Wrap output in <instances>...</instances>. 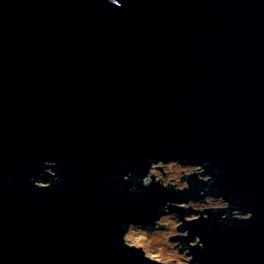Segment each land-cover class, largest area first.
<instances>
[{
  "label": "water",
  "instance_id": "obj_1",
  "mask_svg": "<svg viewBox=\"0 0 264 264\" xmlns=\"http://www.w3.org/2000/svg\"><path fill=\"white\" fill-rule=\"evenodd\" d=\"M118 2L0 0V264H148L127 225L201 191L253 218L185 223L193 264H264V0ZM161 159L213 181L144 189Z\"/></svg>",
  "mask_w": 264,
  "mask_h": 264
},
{
  "label": "clouds",
  "instance_id": "obj_2",
  "mask_svg": "<svg viewBox=\"0 0 264 264\" xmlns=\"http://www.w3.org/2000/svg\"><path fill=\"white\" fill-rule=\"evenodd\" d=\"M115 7H123L118 0H108ZM150 166L142 178V187L150 188L154 183L163 190H173L176 193H183L190 190L188 179L195 176L201 183L209 184L213 181L211 175L205 174L206 170L199 164H184L179 160H156L150 161ZM57 168L55 161L46 160L43 162L42 176L51 177V180H37L29 178V182L38 190H49L54 182L59 181V175L54 169ZM124 183H129L130 177H122ZM129 193L136 191L133 185L128 189ZM203 197L202 201L188 200L183 202H166L162 208L158 219L153 221L151 230L145 228L142 223H129L126 231L122 235V246L130 251L141 252L148 264H193L194 257L189 254L190 249H204V244L199 236L194 237L187 246L180 243L187 240L189 231H179L185 223H196L203 218L208 220V212H223L221 220L227 222L230 219L239 222L252 220V212L242 213L239 209H232L230 202L223 196L215 197L205 195L203 191L199 193ZM175 208L193 214L185 215L183 220L172 212ZM175 241V242H173Z\"/></svg>",
  "mask_w": 264,
  "mask_h": 264
},
{
  "label": "flooded vegetation",
  "instance_id": "obj_3",
  "mask_svg": "<svg viewBox=\"0 0 264 264\" xmlns=\"http://www.w3.org/2000/svg\"><path fill=\"white\" fill-rule=\"evenodd\" d=\"M183 244V243H182ZM186 246V244H184Z\"/></svg>",
  "mask_w": 264,
  "mask_h": 264
}]
</instances>
